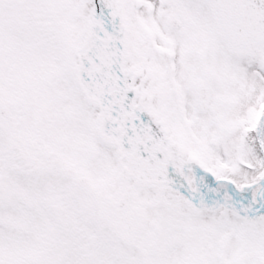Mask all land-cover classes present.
I'll return each mask as SVG.
<instances>
[{"label": "snow or ice", "instance_id": "snow-or-ice-1", "mask_svg": "<svg viewBox=\"0 0 264 264\" xmlns=\"http://www.w3.org/2000/svg\"><path fill=\"white\" fill-rule=\"evenodd\" d=\"M0 264H264V0H0Z\"/></svg>", "mask_w": 264, "mask_h": 264}]
</instances>
